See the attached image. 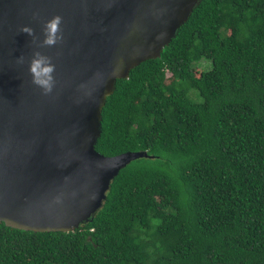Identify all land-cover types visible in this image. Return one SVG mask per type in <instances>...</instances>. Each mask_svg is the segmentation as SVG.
<instances>
[{
	"label": "trees",
	"instance_id": "1",
	"mask_svg": "<svg viewBox=\"0 0 264 264\" xmlns=\"http://www.w3.org/2000/svg\"><path fill=\"white\" fill-rule=\"evenodd\" d=\"M101 116L96 151L134 156L101 207L68 232L0 223V264H264V0H201Z\"/></svg>",
	"mask_w": 264,
	"mask_h": 264
},
{
	"label": "water",
	"instance_id": "2",
	"mask_svg": "<svg viewBox=\"0 0 264 264\" xmlns=\"http://www.w3.org/2000/svg\"><path fill=\"white\" fill-rule=\"evenodd\" d=\"M200 1L0 0V223L68 232L92 220L134 158L95 149L106 98L117 79L160 56ZM56 14L64 37L56 46L37 47L19 31L28 25L42 40ZM34 50L55 64L48 95L32 83Z\"/></svg>",
	"mask_w": 264,
	"mask_h": 264
},
{
	"label": "clouds",
	"instance_id": "3",
	"mask_svg": "<svg viewBox=\"0 0 264 264\" xmlns=\"http://www.w3.org/2000/svg\"><path fill=\"white\" fill-rule=\"evenodd\" d=\"M62 23L63 18L59 14L53 15L50 19L44 21L41 29L43 39L39 41L32 27L21 25L19 31L32 37V43L36 44L37 47H53L61 43L64 39L61 28ZM17 62L23 63L24 57L22 55L19 56ZM28 70L31 74L32 83L39 87L44 95L50 94L56 83L53 76L55 64L52 62V57L42 54L38 50H34L29 60Z\"/></svg>",
	"mask_w": 264,
	"mask_h": 264
},
{
	"label": "rangeland",
	"instance_id": "4",
	"mask_svg": "<svg viewBox=\"0 0 264 264\" xmlns=\"http://www.w3.org/2000/svg\"><path fill=\"white\" fill-rule=\"evenodd\" d=\"M201 67L207 68L208 67V62L204 61L201 63Z\"/></svg>",
	"mask_w": 264,
	"mask_h": 264
}]
</instances>
